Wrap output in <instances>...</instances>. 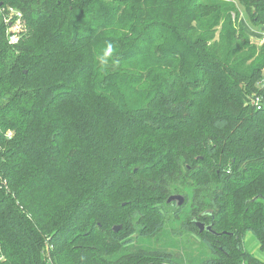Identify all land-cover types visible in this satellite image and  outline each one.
Listing matches in <instances>:
<instances>
[{"label":"trees","instance_id":"obj_1","mask_svg":"<svg viewBox=\"0 0 264 264\" xmlns=\"http://www.w3.org/2000/svg\"><path fill=\"white\" fill-rule=\"evenodd\" d=\"M236 1L252 27L264 28V0ZM1 7L21 17L11 45L0 16V264H180L167 252L122 251L136 232L135 210L124 213L134 190L174 208L167 199L185 182L193 214L221 233L200 236L210 257L197 264H264L243 248L249 232L264 255V41L250 42L234 3ZM144 59L156 68L153 95L121 109L128 136L106 146L95 133L104 95L119 78L148 76L131 70ZM146 132L162 141L142 140ZM228 209L240 210L235 225L218 232ZM117 222L123 232L109 227ZM162 225L138 236L153 237Z\"/></svg>","mask_w":264,"mask_h":264},{"label":"rangeland","instance_id":"obj_2","mask_svg":"<svg viewBox=\"0 0 264 264\" xmlns=\"http://www.w3.org/2000/svg\"><path fill=\"white\" fill-rule=\"evenodd\" d=\"M231 3H234L236 8L239 9V18L241 24L245 28L246 34L249 35V40L252 43H256V45H260L263 43L264 39L257 41L256 36H264V31L258 27H252L245 18L243 13V8L240 3H237L236 0H224ZM22 27V25H21ZM20 27V28H21ZM219 32V30H218ZM218 32L216 34V40L218 39ZM134 69H131L133 72L136 70L146 71L149 73L148 76H145L143 80H139L137 76L129 75L128 78H122L113 81L112 90L113 93L110 95H104V108L95 116L96 119L100 120L99 128L95 131L99 139L106 146L110 147V140H119L122 136H128L129 129L128 126H123L124 115H121V109L125 111L126 108H130L131 106L136 107L140 105L145 98H150L153 95L155 90L154 84L152 81V76L156 71V68L152 65L150 60H145L134 65ZM132 76V77H131ZM262 77H264V71L262 72ZM124 86L127 92L122 91L120 88ZM123 96L124 101L121 100ZM207 101L203 102V107L207 108ZM160 133L146 132L144 135V139L149 140L150 142L158 144L162 141L161 136L156 135ZM9 137L12 136L11 133L7 134ZM140 140V141H142ZM137 142V141H136ZM189 183H183L179 185V188L182 192H172L171 195H183L187 197V205H182L181 211L178 215H175V207L171 208V205L166 204V200L164 203L148 201V198H145L144 192L133 191L132 196L127 200L132 204L131 210H126L124 216L132 213L135 210V216L133 220V225L136 229V232L130 237L131 244L124 246L122 251L133 253L140 250L146 251H162L167 252L171 255V257L178 263L182 264H197L200 263L210 257V252L205 243L201 240V234L198 231L188 230L182 228V222L190 224V221H193L196 217H198L199 213L193 214V208L191 207V199H190V188ZM185 202V200H184ZM237 203V202H236ZM233 203V205H236ZM130 204V205H131ZM184 204V203H183ZM176 206V203H175ZM239 214L240 210H231L228 209L226 214H230L226 217L225 223H220L216 227L218 232L226 231L224 228L228 226V224L235 225V221L232 216L235 214ZM163 223V228L159 230L153 237H144L138 236L140 232L148 233L149 230L154 228L156 223ZM120 226V231L123 232V225L120 222L111 223L109 227L113 229L114 227ZM243 248L252 255H255L257 258L262 259L264 261V255L259 252V245L256 239H254L253 235L247 232L243 238ZM96 243L100 246L102 243L99 239H96ZM107 251L112 253L113 251L107 248Z\"/></svg>","mask_w":264,"mask_h":264},{"label":"built area","instance_id":"obj_3","mask_svg":"<svg viewBox=\"0 0 264 264\" xmlns=\"http://www.w3.org/2000/svg\"><path fill=\"white\" fill-rule=\"evenodd\" d=\"M3 15L4 23L9 24L11 29L7 30V40H9V44L15 45L17 43V31L15 26L19 23V19L21 17V13L12 8H9L7 11L5 8H0V16ZM16 23V24H15ZM17 27V26H16ZM258 101V99H257Z\"/></svg>","mask_w":264,"mask_h":264},{"label":"water","instance_id":"obj_4","mask_svg":"<svg viewBox=\"0 0 264 264\" xmlns=\"http://www.w3.org/2000/svg\"><path fill=\"white\" fill-rule=\"evenodd\" d=\"M261 30L264 31V28H262ZM184 200H185V197L183 195H181V194H179V195H171V196L168 197L167 203L175 202L176 203V207L179 208L184 203ZM195 225H197L199 227V232L200 233H202L203 231H206L207 233H209L211 235L213 234L216 237H219L221 235V233H217L213 229L212 223L209 224L210 226H207L206 228H205L204 224L200 223V222H196ZM120 228H121L120 226H117V227H114L113 230L115 232H117ZM223 234L228 235L230 233L223 232Z\"/></svg>","mask_w":264,"mask_h":264},{"label":"flooded vegetation","instance_id":"obj_5","mask_svg":"<svg viewBox=\"0 0 264 264\" xmlns=\"http://www.w3.org/2000/svg\"><path fill=\"white\" fill-rule=\"evenodd\" d=\"M172 203H174V206H175V202H172ZM176 207V206H175ZM192 222V224L193 225H195L196 224V222H200V223H203L204 224V226H205V228L207 227V226H210L209 224H211V222H210V220L208 221V218L205 216V217H201L200 216V218L199 217H196L193 221H191ZM195 228H197L198 230V233L199 234H204V233H207L206 231H203L202 233H200L199 232V227L197 226V225H195ZM209 234V233H208Z\"/></svg>","mask_w":264,"mask_h":264},{"label":"clouds","instance_id":"obj_6","mask_svg":"<svg viewBox=\"0 0 264 264\" xmlns=\"http://www.w3.org/2000/svg\"><path fill=\"white\" fill-rule=\"evenodd\" d=\"M112 48H113L112 44L109 43L107 45V51H106L105 55L111 53ZM100 59H101V63H106V60L104 59V57H101Z\"/></svg>","mask_w":264,"mask_h":264},{"label":"crops","instance_id":"obj_7","mask_svg":"<svg viewBox=\"0 0 264 264\" xmlns=\"http://www.w3.org/2000/svg\"><path fill=\"white\" fill-rule=\"evenodd\" d=\"M257 41L264 39V36H256Z\"/></svg>","mask_w":264,"mask_h":264}]
</instances>
